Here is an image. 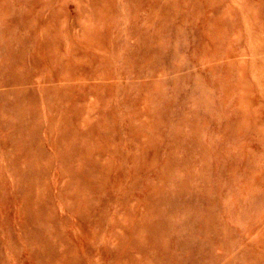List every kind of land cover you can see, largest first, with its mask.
<instances>
[{"label": "rangeland", "instance_id": "rangeland-1", "mask_svg": "<svg viewBox=\"0 0 264 264\" xmlns=\"http://www.w3.org/2000/svg\"><path fill=\"white\" fill-rule=\"evenodd\" d=\"M0 264H264V0H0Z\"/></svg>", "mask_w": 264, "mask_h": 264}]
</instances>
